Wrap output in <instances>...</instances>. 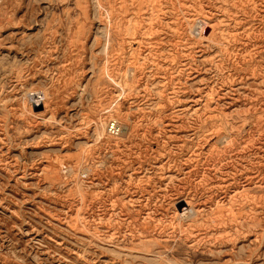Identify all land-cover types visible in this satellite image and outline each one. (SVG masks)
<instances>
[{
  "label": "rangeland",
  "instance_id": "1",
  "mask_svg": "<svg viewBox=\"0 0 264 264\" xmlns=\"http://www.w3.org/2000/svg\"><path fill=\"white\" fill-rule=\"evenodd\" d=\"M0 264H264V0H0Z\"/></svg>",
  "mask_w": 264,
  "mask_h": 264
},
{
  "label": "built area",
  "instance_id": "2",
  "mask_svg": "<svg viewBox=\"0 0 264 264\" xmlns=\"http://www.w3.org/2000/svg\"><path fill=\"white\" fill-rule=\"evenodd\" d=\"M120 132V127L118 126V124L116 122H112L109 126H108V133L112 136L118 135V133Z\"/></svg>",
  "mask_w": 264,
  "mask_h": 264
},
{
  "label": "bare ground",
  "instance_id": "3",
  "mask_svg": "<svg viewBox=\"0 0 264 264\" xmlns=\"http://www.w3.org/2000/svg\"><path fill=\"white\" fill-rule=\"evenodd\" d=\"M117 123V122H116ZM118 124V123H117ZM107 125V124H106ZM118 126L121 128V126L118 124ZM125 131V127H122V134H123V132ZM120 132H121V130H120ZM118 135H119V133H118Z\"/></svg>",
  "mask_w": 264,
  "mask_h": 264
}]
</instances>
